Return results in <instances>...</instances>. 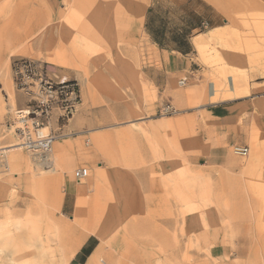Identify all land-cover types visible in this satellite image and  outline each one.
I'll use <instances>...</instances> for the list:
<instances>
[{
	"label": "rangeland",
	"instance_id": "rangeland-1",
	"mask_svg": "<svg viewBox=\"0 0 264 264\" xmlns=\"http://www.w3.org/2000/svg\"><path fill=\"white\" fill-rule=\"evenodd\" d=\"M127 1L0 0V147L17 142L4 125L24 104L13 60L76 79L81 96L68 122H51L62 170L30 157L16 169L6 151L2 231L19 239L67 222L66 240L88 238L96 264H263L264 0H139L135 21ZM199 33L216 34L203 51L193 45ZM225 102L236 103V124L220 129ZM77 168L87 169L80 183ZM34 174L61 182L38 184ZM12 245L0 264H16ZM52 264H65L60 252Z\"/></svg>",
	"mask_w": 264,
	"mask_h": 264
},
{
	"label": "built area",
	"instance_id": "built-area-1",
	"mask_svg": "<svg viewBox=\"0 0 264 264\" xmlns=\"http://www.w3.org/2000/svg\"><path fill=\"white\" fill-rule=\"evenodd\" d=\"M14 89L24 97V104L9 113L5 129L12 132L18 145L31 153H45L55 139L51 127L55 115L56 124L64 125L81 103L77 81L54 79L48 76L45 66L34 59H15L10 64ZM239 154H246V146H234ZM7 158L0 148V174L7 170ZM87 176L86 168H77V181Z\"/></svg>",
	"mask_w": 264,
	"mask_h": 264
},
{
	"label": "bare ground",
	"instance_id": "bare-ground-1",
	"mask_svg": "<svg viewBox=\"0 0 264 264\" xmlns=\"http://www.w3.org/2000/svg\"><path fill=\"white\" fill-rule=\"evenodd\" d=\"M133 1H135V4L133 3ZM141 6L142 5H140L139 0L127 1L125 8H124L125 12H128L127 19H130L132 21H135L134 20L135 17L138 19L139 14H138L137 9L141 8ZM121 10L123 11V7ZM215 36H216V34H212V33H211L210 37L201 36L199 33L194 37L193 45L196 49L202 50L205 47V45L208 43V40L210 38L212 40L213 37H215ZM219 36H220V34H219ZM62 79H66V78H62ZM72 79L77 81L74 78H72ZM80 83L83 85L84 88L89 84L88 80L85 77L81 78ZM217 88H218V86H217ZM217 88H216L215 84H213V83L211 84V88H210L211 89V99H212V97H214L215 100L219 98V94H218L219 89H217ZM228 89L231 91H235L238 88L236 89L235 84H232V85L228 84ZM238 93H239V91H238ZM224 94H227V93H224ZM231 94H232V92H231ZM55 139H54V141H55ZM53 142H52V144H53ZM18 144L19 143L16 142V143H12V144L5 146V147H0L3 149V153L6 156V158H7L6 151L8 152L9 163L11 164V166L15 167L16 169H19L21 167L26 166L28 164V160H29L28 157H30V161H32L33 163L36 164L35 167L44 166L47 168L45 171H48V172L49 171L58 172L59 170H62V168H63L62 163L59 162L61 150L58 149L59 146L57 145V142L54 143L52 155L50 154L52 145H51V148L45 153H31V152L26 151L23 147H21ZM21 148L24 149V151L28 153V154H26L28 156H26L20 150ZM233 152L235 154H238V155H243V154H239V153L235 152L234 149H233ZM246 154H244V155H246ZM7 168H8V161H7ZM39 175H36V176H35V174L33 175V181L38 183V184L39 183L40 184H44V183L48 184V182H50L52 180L56 181V183L58 182V180H59V183L61 182V180L59 178H57L56 176L45 177V178H36ZM0 182H4V180L0 178ZM78 182L80 183V181H78ZM68 189L70 190L71 187H68ZM75 190L77 192L78 198L80 200H83V196H79V194L83 193L80 190V188H77ZM55 199H56L57 203L62 199L61 192L58 191L56 193ZM4 222H7V221H4ZM18 222H19V220H18ZM21 223H22V221H21ZM3 224H5V223H3V222L0 223V252H2L4 250V248L7 247L10 243H13L12 247L14 249L12 250L13 251L12 255H13V258L16 260V264H52V259H53V256L56 254V252H60V254H62L63 261L66 264L67 260L69 259L70 255L72 254V252L77 248V244H74L75 246L70 245L69 241L66 240L65 235L62 234V230L64 229V227L69 228L67 222L64 223V227L61 228L62 223L50 221L48 226H46V228L43 231L39 230L36 232V229H34L31 231H28L27 234H25V236H22L19 239L12 237L11 234L9 233V231H6V230L2 231ZM24 225L25 224H23V226ZM18 226L19 225L16 224V228H18ZM101 239L103 240V243H104L105 238L102 237ZM21 244H23V245H21ZM54 244H55V246H54ZM66 248H68V250L64 254V250ZM24 249H28L27 254H26V252L24 253ZM21 252L24 253L22 256H21V254H22ZM100 260L103 261L102 259H100ZM103 264H105V263H103ZM263 264H264V262H263Z\"/></svg>",
	"mask_w": 264,
	"mask_h": 264
},
{
	"label": "crops",
	"instance_id": "crops-1",
	"mask_svg": "<svg viewBox=\"0 0 264 264\" xmlns=\"http://www.w3.org/2000/svg\"><path fill=\"white\" fill-rule=\"evenodd\" d=\"M220 27L221 26H214L212 28L216 29ZM10 39H11L10 45L13 46L15 43L18 42L19 35L17 36L14 35ZM232 104H236V103H226L225 102V103H221L216 106L218 108V113H219L217 118H218L220 129L232 128L236 124V114L231 113V111H229L230 109H228V108H231ZM55 142H58V141H54L53 144ZM58 149L60 148L58 147ZM88 240L89 239L87 238L84 243L82 242L83 244L81 243V245L77 247V249L74 251V253L76 252L75 255L73 253L69 257V259L67 260L68 261L67 264L72 263L73 262L72 260H74V264H96L97 263V250H96L97 246L95 245L92 248L90 245H88Z\"/></svg>",
	"mask_w": 264,
	"mask_h": 264
},
{
	"label": "water",
	"instance_id": "water-1",
	"mask_svg": "<svg viewBox=\"0 0 264 264\" xmlns=\"http://www.w3.org/2000/svg\"><path fill=\"white\" fill-rule=\"evenodd\" d=\"M197 31V29H194V32H196Z\"/></svg>",
	"mask_w": 264,
	"mask_h": 264
}]
</instances>
